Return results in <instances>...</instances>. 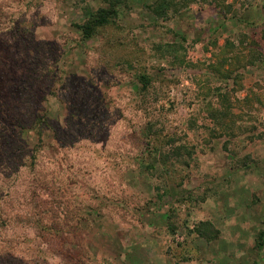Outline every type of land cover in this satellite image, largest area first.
Returning <instances> with one entry per match:
<instances>
[{"label":"rangeland","instance_id":"rangeland-1","mask_svg":"<svg viewBox=\"0 0 264 264\" xmlns=\"http://www.w3.org/2000/svg\"><path fill=\"white\" fill-rule=\"evenodd\" d=\"M113 1L0 0V264H264V0Z\"/></svg>","mask_w":264,"mask_h":264},{"label":"trees","instance_id":"trees-1","mask_svg":"<svg viewBox=\"0 0 264 264\" xmlns=\"http://www.w3.org/2000/svg\"><path fill=\"white\" fill-rule=\"evenodd\" d=\"M203 1V2H216L217 5H222L219 0H155L151 5V12L157 16L166 18L170 14H176L180 12L183 8L189 7L192 2ZM121 3V0H114L109 5L99 6L96 9L86 6L84 8L86 19L82 22L75 23V26L79 29L82 39L88 40L91 39L99 30V28L111 23L113 19L118 15L119 7L118 4ZM139 81L142 83L141 88L143 91L148 90L149 85H151V76L146 73H142L138 76ZM20 121H23V118L20 117V114H17ZM16 117V116H15ZM15 119V118H14ZM16 119V121H17ZM37 120V119H36ZM15 121V120H14ZM24 123V121H23ZM32 131L33 135H36L38 140L35 142V147L32 153L20 160V164L17 166H8L10 169L20 171L21 165L24 167H29L31 170L35 169L37 166L36 161L38 160L37 152L44 145L43 133H42V124L45 125V122L40 119L39 121H33ZM22 128V127H21ZM38 134V135H37ZM13 155V154H12ZM25 159V160H24ZM28 159V160H27ZM30 160V162H29ZM19 162V161H18ZM14 162L13 164H17Z\"/></svg>","mask_w":264,"mask_h":264}]
</instances>
